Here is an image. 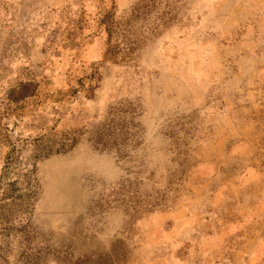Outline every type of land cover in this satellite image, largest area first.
Masks as SVG:
<instances>
[{
	"label": "rangeland",
	"instance_id": "374dc122",
	"mask_svg": "<svg viewBox=\"0 0 264 264\" xmlns=\"http://www.w3.org/2000/svg\"><path fill=\"white\" fill-rule=\"evenodd\" d=\"M1 194L0 264H264V0H0Z\"/></svg>",
	"mask_w": 264,
	"mask_h": 264
},
{
	"label": "trees",
	"instance_id": "16d2710c",
	"mask_svg": "<svg viewBox=\"0 0 264 264\" xmlns=\"http://www.w3.org/2000/svg\"><path fill=\"white\" fill-rule=\"evenodd\" d=\"M76 88H72L70 90V94H74L76 92ZM121 108V107H117ZM115 109V115H117V119L111 125H108L107 128L103 127L101 130L95 134L93 138V144L99 148H106V147H114L115 149L119 150L120 148L124 147L127 142L129 141L130 134H127L125 131L126 124L130 121L125 117L123 114L124 110ZM122 113V114H121ZM130 113V112H129ZM120 114V115H118ZM130 117V116H128ZM78 135L74 134H60V136L53 137L49 139L46 146L41 147L43 153L48 154L50 151H58V150H68L70 149L77 140ZM4 198L2 194L0 195V201Z\"/></svg>",
	"mask_w": 264,
	"mask_h": 264
}]
</instances>
